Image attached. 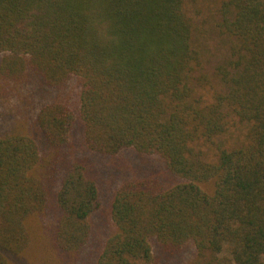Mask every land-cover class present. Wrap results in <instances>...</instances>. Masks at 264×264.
I'll use <instances>...</instances> for the list:
<instances>
[{
    "label": "trees",
    "instance_id": "obj_1",
    "mask_svg": "<svg viewBox=\"0 0 264 264\" xmlns=\"http://www.w3.org/2000/svg\"><path fill=\"white\" fill-rule=\"evenodd\" d=\"M189 3L228 51L212 77ZM72 79L75 104L42 97L31 124L6 110ZM124 151L160 168L113 189L95 264H154L153 242L191 243L190 264H264V0H0V264L49 208L52 252L83 249L102 196L90 155Z\"/></svg>",
    "mask_w": 264,
    "mask_h": 264
},
{
    "label": "rangeland",
    "instance_id": "obj_2",
    "mask_svg": "<svg viewBox=\"0 0 264 264\" xmlns=\"http://www.w3.org/2000/svg\"><path fill=\"white\" fill-rule=\"evenodd\" d=\"M210 6H212V4L208 7ZM194 7L195 6H192L190 3L186 5V8L191 11L190 15L194 18L195 25L203 31L199 32L196 36L200 42L199 45H201L199 48L202 50L204 55L203 61H208L204 64V72L208 76L212 77L211 74L213 66L220 63L224 58H227L228 51L226 46L223 44V41L217 37L214 32H212V34L205 32V30L209 31V26L204 24V20L207 24L211 23L208 22L209 20L207 18L205 19L204 15L196 18L194 14ZM211 30H214V28L212 27ZM213 86L214 89H219L218 85L216 86V81L214 79ZM77 89V82L74 79L70 80L65 87H61L60 89L45 90L40 88L36 91L35 89H29L24 93L17 94V102L14 100V95H11L8 101L6 100L5 107L6 110L12 114H24L27 123L31 124L30 116L33 108L35 106H39L42 97L46 99H48V97L65 98L68 102H70V104H75ZM208 89H206V94L210 95L211 92L208 91ZM9 116L8 124L13 122V120L10 121L11 117ZM25 119L23 118V120ZM22 123H25V121H22ZM29 124H27L28 129L32 127V125ZM24 129H26V124ZM80 137L81 127L77 122L73 132V149L78 153L89 155L88 152L81 149ZM240 137L241 131L236 129L230 134L222 136L220 140L226 147H233ZM90 157L93 162L96 163V168L102 177V183H100L102 196L100 198V207L93 213L89 220V240L83 249L75 255L65 257L52 252L49 244V235L53 210L49 208L44 219L43 217L38 220L34 219L30 224V241L21 255L22 258L9 259L7 260V264H95L96 252L98 248L112 231L113 223L111 221L109 209L113 189L120 185L122 179L133 176V174L139 172V170L142 171L147 169L144 167L139 170L136 169L134 166H137L139 163L144 165H151L152 163L153 166L151 167H153L154 170L160 168V164L156 162V160L151 159L152 161H146L131 151H124L117 157L111 159L93 157L92 155H90ZM152 245L154 264H190L193 258L194 251L191 243L185 244L176 252L165 251L164 248H162L163 246L156 242H153Z\"/></svg>",
    "mask_w": 264,
    "mask_h": 264
}]
</instances>
